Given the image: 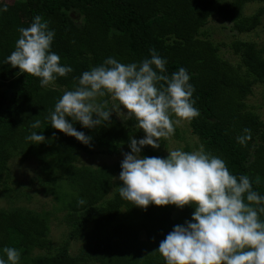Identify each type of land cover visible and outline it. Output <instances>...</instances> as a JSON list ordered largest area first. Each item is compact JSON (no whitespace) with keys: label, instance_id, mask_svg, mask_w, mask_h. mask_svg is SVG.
Masks as SVG:
<instances>
[{"label":"trees","instance_id":"1","mask_svg":"<svg viewBox=\"0 0 264 264\" xmlns=\"http://www.w3.org/2000/svg\"><path fill=\"white\" fill-rule=\"evenodd\" d=\"M251 1L232 0H13L0 12V174L17 152L41 148L54 156V166L65 176L71 192L66 208L78 213L75 232H85L88 223L104 228V233L91 247L90 256L99 264H164L155 251L174 225L191 219L194 209L174 205H149L147 209L133 206L119 196L105 199L112 189V179L121 171L120 162L113 166L91 168L75 164L80 150L91 147L117 149L127 146L136 121L125 122L112 114L107 122L93 129L73 126L90 136L91 147L74 137L59 132L48 119L55 103L65 91L73 90L81 73L99 66L107 57L127 64L150 58V49L167 60L170 76L180 67L187 70L194 86V107L199 117L189 123L204 149L225 161L229 172L246 175L254 191L264 196V120L247 104L255 82H264V55L252 41L232 42L233 51L242 56L234 65L219 54V47L202 37L201 29L214 10L232 23L240 33L257 27L264 7L252 15H244V5ZM22 14L27 17L24 20ZM40 15L55 30L51 50L60 56L61 64L72 72L41 88L39 78L20 72L5 63L14 51L18 29L27 28L33 17ZM9 71L8 74H3ZM112 96L97 98V106ZM38 128H32L35 121ZM249 129L251 138L244 146L236 137ZM45 137V142L30 144L25 137L31 132ZM142 136L143 131L137 128ZM137 139V138H135ZM138 140V139H137ZM141 155H164L150 146ZM83 199L84 204H78ZM249 203L258 208L264 205ZM47 213L32 209L0 208V257L2 249L19 251V264H81L67 247L56 255H35L34 248L51 245ZM264 220V213H258ZM106 225V226H105ZM109 226L108 228H105Z\"/></svg>","mask_w":264,"mask_h":264},{"label":"clouds","instance_id":"2","mask_svg":"<svg viewBox=\"0 0 264 264\" xmlns=\"http://www.w3.org/2000/svg\"><path fill=\"white\" fill-rule=\"evenodd\" d=\"M4 11L7 6L0 0V12ZM18 32L6 64L39 78L41 88L72 72L51 50L55 30L40 15ZM166 63L151 49L150 58L139 63L105 58L101 65L82 72L75 88L62 94L49 114L50 125L91 147L92 138L73 124L93 129L107 122L111 111L100 110L97 98L110 94L144 133L138 140L130 136V151L122 154L119 196L145 210L149 205L194 209L191 219L174 225L155 250L164 264H264V220L258 216L264 213V206L253 208L244 202L264 205V196L253 190L246 175L231 174L225 161L203 146L190 152L167 150L166 158L141 156L144 146L159 148L176 126L200 115L187 70L180 67L169 76ZM39 126V120L31 125ZM243 132L245 135L236 137L241 146L251 138L249 129ZM25 139L30 144L45 142L44 135L35 131ZM2 251L6 259L0 257V264H19L17 249L4 247Z\"/></svg>","mask_w":264,"mask_h":264},{"label":"rangeland","instance_id":"3","mask_svg":"<svg viewBox=\"0 0 264 264\" xmlns=\"http://www.w3.org/2000/svg\"><path fill=\"white\" fill-rule=\"evenodd\" d=\"M13 0H3L11 3ZM232 0H218V4H227ZM264 2L251 1L244 5V15H252ZM26 15L22 14L25 20ZM202 37L209 38L219 47V54L234 65L241 64L242 56L232 49V42L252 41L262 50L264 55V14L261 23L254 29L240 33L235 30L232 23L220 17L216 10L212 12L207 24L201 29ZM4 71L3 74H8ZM248 106L257 112L264 120V82H255L253 91L247 98ZM100 110H110L125 122L128 118L124 115L126 110L119 101L111 98L107 103L98 106ZM132 138H143L140 136L137 127H127ZM201 145L197 135L193 132L188 122H183L175 127L174 134L167 140H161L160 147L154 149L164 155L167 150L181 148L184 151L197 150ZM153 149V148H152ZM127 146L117 149L91 147L88 151L80 150V156L75 164L99 168L102 166H113L123 159V153L129 152ZM142 156V155H141ZM54 156L48 151L35 148L21 151L14 154L0 174V208L10 209L22 207L38 212L47 213L49 232L48 236L51 245L48 248H34L31 250L35 255H56L63 248L67 247L69 253L76 256L81 264H99L90 256L91 247L104 233L102 227L94 223H88L85 232H75L76 218H81L78 213H73L66 208V197L71 192L65 176L54 166ZM119 173L113 177V186L105 199L112 198L122 182L118 179ZM106 226V225H105ZM109 226L105 227L108 228Z\"/></svg>","mask_w":264,"mask_h":264}]
</instances>
